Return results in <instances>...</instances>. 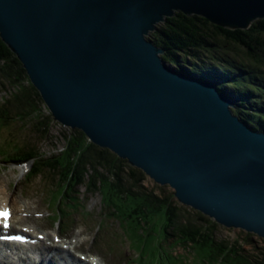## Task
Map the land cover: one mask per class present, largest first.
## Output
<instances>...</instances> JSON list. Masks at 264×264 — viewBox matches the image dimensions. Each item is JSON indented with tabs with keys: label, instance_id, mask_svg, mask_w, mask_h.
Returning a JSON list of instances; mask_svg holds the SVG:
<instances>
[{
	"label": "water",
	"instance_id": "1",
	"mask_svg": "<svg viewBox=\"0 0 264 264\" xmlns=\"http://www.w3.org/2000/svg\"><path fill=\"white\" fill-rule=\"evenodd\" d=\"M177 11L248 28L264 0H0V37L56 120L264 239V132L213 81L163 61L147 36Z\"/></svg>",
	"mask_w": 264,
	"mask_h": 264
},
{
	"label": "trees",
	"instance_id": "2",
	"mask_svg": "<svg viewBox=\"0 0 264 264\" xmlns=\"http://www.w3.org/2000/svg\"><path fill=\"white\" fill-rule=\"evenodd\" d=\"M147 38L164 49L161 57L174 69L215 82L220 92L234 99L233 113L252 129L264 132V17L254 20L248 28L233 29L201 15L177 11L158 23ZM0 83L6 93L0 104L1 125L17 121L21 124L19 129L29 128L34 135L46 137L55 118L49 111L43 112L44 100L39 90L1 37ZM66 127L69 129L63 128L62 148L55 154L45 156L38 146L25 144L18 145L15 152L21 149L20 153H14L10 159L33 158L25 181L42 172L54 180L56 189L49 192L56 216L68 215L81 206L73 200L80 198L77 190L84 185L87 194L102 192L105 209L113 208L114 212L107 209L105 217L115 215L118 219L122 213L133 219L137 230L129 235L135 236V242L144 234H155L158 243L165 244L168 251L176 245L196 248L204 254L194 252L202 263L264 264V245L254 244L252 232H246L242 241L218 237L216 220L180 203L174 191H168L164 185L145 186L146 174L142 169L89 140L82 129ZM63 204L68 210L61 208ZM119 222L128 228L124 220ZM243 244L251 247L246 249ZM168 251L165 254L169 255Z\"/></svg>",
	"mask_w": 264,
	"mask_h": 264
},
{
	"label": "rangeland",
	"instance_id": "3",
	"mask_svg": "<svg viewBox=\"0 0 264 264\" xmlns=\"http://www.w3.org/2000/svg\"><path fill=\"white\" fill-rule=\"evenodd\" d=\"M3 89H5V87L0 83V104L4 100L2 96H6ZM44 104L43 102L41 106L43 112L49 111V113H51L47 105ZM43 107L48 110H45ZM50 115L52 116V114ZM59 122L52 118L48 135L44 138L34 135L32 129H19V125H21L20 122L7 121V124L2 125L0 123V152L3 158L10 160L14 153H20L21 149L15 152L16 147L18 145H22L23 147L25 144L28 146H38V149L43 152L45 156L57 152L62 148V143L64 142L62 137L63 128L69 129ZM28 160L33 161V158H29ZM35 160L37 159L35 158ZM11 162L13 163H6L0 157V200H8L18 209L26 206L31 212H44L42 216L44 219L30 217L27 221L36 222L38 225H41V227H52L54 229V226H56L59 227L60 230L66 229L61 232L67 234L68 237H77V235H79L83 241L78 243L75 241L71 243L74 246H70V251H73L74 254L76 252L95 254L98 264H206L200 262V256L198 257L195 255V253L201 256L204 255L199 253L196 248L189 250V248L183 245H176L171 249L172 251H168L165 244L158 243L155 234L150 236L144 234L137 242L134 241L130 248V239L135 240V236L131 235L129 237V233L137 230L133 226V219L127 215H122V213H119L118 219L115 215L110 218L105 217L104 213L107 209L114 212L113 208L110 206L111 208L105 209L103 206L105 199L103 198L102 192L96 191L87 194L84 190V185L79 186L77 190L80 198L77 197L73 200H77V204L80 203L81 206H79L77 210H71L68 215H64L60 224H53L51 218L47 215L51 214V211H55L53 210L55 208V202L53 201L51 203V207L47 205L48 198L51 197V192H49V190L52 188L56 189L55 183H52L54 180L44 175V172H42L34 175L30 180L25 181V172L23 168L19 166L18 163H14L16 161ZM23 181L28 183L25 184ZM143 183L147 187H153L157 184L148 175H146ZM157 185L159 186L160 184L158 183ZM164 186H166L168 191H173V188L169 185L165 184ZM64 200L69 201L67 199ZM61 208L68 210L64 204ZM119 220H124L128 228L124 225H120ZM99 222L101 226L98 230ZM217 232L218 237L227 238L229 240L240 238V241H242L241 238L247 231L240 227H225L218 224ZM252 238L256 242L254 243L255 245H264L262 242L264 239L260 236L252 233ZM57 245L59 246L60 243ZM243 246L246 249L251 247L248 244H243ZM32 250H34L33 247H19L18 253H23L24 256V253H30ZM43 251L45 250L43 249ZM166 251L169 252V255L165 254ZM159 254L162 257H160ZM62 255H64V253H62ZM59 257L60 256L54 257L52 259L53 262L59 263ZM76 259V256H74L73 260ZM69 261L70 260H67V262ZM7 264L10 263L7 262ZM13 264H26V260L14 261ZM80 264L88 263L81 262ZM223 264L226 263L224 262Z\"/></svg>",
	"mask_w": 264,
	"mask_h": 264
},
{
	"label": "bare ground",
	"instance_id": "4",
	"mask_svg": "<svg viewBox=\"0 0 264 264\" xmlns=\"http://www.w3.org/2000/svg\"><path fill=\"white\" fill-rule=\"evenodd\" d=\"M235 87V86H234ZM110 192V191H109ZM113 192V191H112ZM120 196V195H119ZM108 197H110V195L108 196ZM116 198H117V196H116ZM118 199H120L119 197H118ZM114 200V199H113ZM116 200V199H115ZM121 200V199H120ZM116 201H119V200H116ZM1 202V201H0ZM112 202V201H111ZM122 203V202H121ZM125 204V203H124ZM211 243V242H210ZM209 243V244H210ZM1 255V254H0ZM141 255V254H140ZM138 258V257H137Z\"/></svg>",
	"mask_w": 264,
	"mask_h": 264
},
{
	"label": "clouds",
	"instance_id": "5",
	"mask_svg": "<svg viewBox=\"0 0 264 264\" xmlns=\"http://www.w3.org/2000/svg\"><path fill=\"white\" fill-rule=\"evenodd\" d=\"M253 234H255V233H253ZM257 235V234H256ZM262 238V237H261Z\"/></svg>",
	"mask_w": 264,
	"mask_h": 264
}]
</instances>
